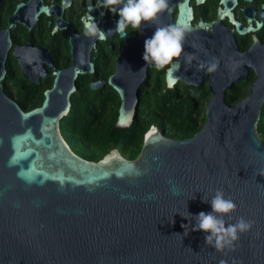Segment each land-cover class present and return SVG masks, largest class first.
<instances>
[{
  "label": "water",
  "instance_id": "obj_1",
  "mask_svg": "<svg viewBox=\"0 0 264 264\" xmlns=\"http://www.w3.org/2000/svg\"><path fill=\"white\" fill-rule=\"evenodd\" d=\"M220 1L224 6H217L214 20L199 18L191 26L188 0H169L158 19L142 23L136 39L123 44L108 77L120 96L115 125L128 127L137 109L136 88L145 74L144 41L157 25H168L177 2L176 22L189 31L181 56L165 73L166 84L172 86L180 78L197 85L207 78L206 70H196L198 62L219 60L210 72L212 96L201 128L174 139L151 125L135 158L113 148L98 160L75 153L60 130L76 72L94 69L88 51L96 37L74 34L61 18L70 0L50 6L41 0L16 4L7 28L0 30V264H264V143L257 132L264 103V46L253 34L247 52H238L232 29L219 21L227 14L237 31L256 29L264 7L256 27L250 25L254 10L242 8L248 22L244 27L229 11L235 0ZM100 3L92 6L85 0L86 17H95L107 32L116 23L101 19ZM41 10L57 14L52 32L57 26L69 28L73 58L69 68L52 72L55 80L44 91L42 105L23 110L2 89L8 27L18 20L30 28ZM81 20L90 23L84 16ZM187 53L196 59L186 63ZM250 66L257 78L247 96L227 104L224 88L245 79ZM217 189L237 205L232 219L225 217L228 223L238 217L255 222L250 231L239 234L235 250L215 251L206 244L203 230H192L193 217L211 211L203 197L210 200Z\"/></svg>",
  "mask_w": 264,
  "mask_h": 264
},
{
  "label": "flooded vegetation",
  "instance_id": "obj_2",
  "mask_svg": "<svg viewBox=\"0 0 264 264\" xmlns=\"http://www.w3.org/2000/svg\"><path fill=\"white\" fill-rule=\"evenodd\" d=\"M26 1L0 0V30L7 28L8 18L13 14L16 4ZM96 1L90 0V4L94 6ZM218 1L202 0L196 3L195 0H188V5L192 11L189 25L193 26L194 23H198L199 18L201 22L214 20L217 16V6L220 9L224 6L221 1ZM41 4L45 6L61 5V0H41ZM262 5L264 7V0H235L229 11L233 20L247 27V17L242 8L250 6L254 10L253 18H250V25L256 27V21L260 22L258 11ZM98 9L101 11L104 9L101 19L112 18L115 23L119 19L118 13H112L107 8L99 6ZM177 12V2H175L169 13L168 24L176 22ZM81 16H84V21H89V18L86 17L85 0H70L69 4L62 8L61 18L69 23L74 34L85 33ZM56 17V13L47 14L41 10L30 28L18 20H14L13 27H8L10 45L5 55V76L1 81L2 89L6 96L16 102L23 110L41 106L44 101V91L51 89L55 80L56 74L52 72L71 66L73 55L69 43V28L57 26L56 30L52 32ZM219 21L221 25L232 29V38L238 52H247L253 42V34L258 42L264 46V18L256 29L249 28L244 32L236 30L235 24L228 18L227 14H223ZM97 23L102 29L101 22L98 21ZM127 31V38L120 36L117 32H113L111 36L106 35L104 39L95 38L94 44L90 46L88 51V59L94 69L76 72L73 78L74 90L68 98L70 102L69 111L75 106L82 108V110L88 108L90 114L104 115L105 112H102V108L106 107L108 111H111V114L114 113V110H117L118 114L120 96L108 81V77L115 71L120 48L125 42L136 39L138 35V31H133L131 27ZM205 48H209L208 43L205 44ZM168 67L169 65L162 70H156L151 64H146L144 77L136 88L137 109L133 120L138 118L143 121H153L150 126H155L162 135L173 138L167 134L165 124L161 123V120L168 115V107H176L177 117H179L182 114V106L193 104L196 108H201L205 117L206 105L212 96V92L208 85L209 72H207V78L197 85L185 84L182 79L177 78L169 87L165 79ZM256 78L257 75L250 66L246 71L245 79L232 81L230 86L224 88V101L226 96L232 95L229 94L230 91H236L245 86L247 93L233 104L243 99L247 96L250 85ZM240 94H242V90L238 96ZM235 96L237 98V95ZM163 104L165 107L159 109L158 106ZM65 139L69 143L68 139ZM118 150L123 155L122 151Z\"/></svg>",
  "mask_w": 264,
  "mask_h": 264
},
{
  "label": "clouds",
  "instance_id": "obj_3",
  "mask_svg": "<svg viewBox=\"0 0 264 264\" xmlns=\"http://www.w3.org/2000/svg\"><path fill=\"white\" fill-rule=\"evenodd\" d=\"M98 6L107 8L112 13H118L116 27L105 32L95 18L89 15L90 23L84 24L85 35L104 39L106 34L117 32L125 38L129 27L133 31H139L142 23L154 22L158 19L159 15L168 9L169 0H101ZM188 31V27L181 22L157 25L153 35L144 41L143 60L146 64L154 66L156 70H162L172 64L174 58L180 57L184 50ZM193 59H196L194 54H185L186 63H191ZM218 65L219 60L214 57L211 61H199L196 70H206L210 73L214 72ZM203 200L210 202L211 211H201L196 214L193 217L196 223L192 230H203L206 233V244L213 247L215 251L222 252L226 248L235 250V242L239 239V234L250 231L255 222L238 217L235 223H228L225 217L231 220V213L236 210L237 205L231 198L225 197L222 189L215 190L210 200L204 197ZM189 216L191 217L192 214L189 213ZM221 264L224 262L221 261Z\"/></svg>",
  "mask_w": 264,
  "mask_h": 264
},
{
  "label": "trees",
  "instance_id": "obj_4",
  "mask_svg": "<svg viewBox=\"0 0 264 264\" xmlns=\"http://www.w3.org/2000/svg\"><path fill=\"white\" fill-rule=\"evenodd\" d=\"M230 91V97H225V102L232 105L241 96L247 93V87ZM242 90V94L238 96ZM237 95V98L235 95ZM164 108V104L158 106ZM104 115L90 114L88 108L80 107L72 109L61 118L60 130L63 137L67 138L70 147L75 153L89 160H98L111 148H118L129 159L137 156L145 131L153 121L134 119L128 127L115 125L117 110L111 114L106 107L102 108ZM177 108L168 107L167 117L161 120L165 124L167 134L173 138L182 139L192 136L198 131L205 121L201 108L193 104L182 106V114L177 117ZM174 118V119H173ZM257 132L264 143V103L260 110L257 122ZM67 141V140H66ZM68 143V144H69Z\"/></svg>",
  "mask_w": 264,
  "mask_h": 264
}]
</instances>
